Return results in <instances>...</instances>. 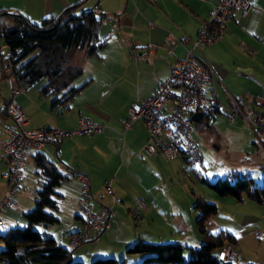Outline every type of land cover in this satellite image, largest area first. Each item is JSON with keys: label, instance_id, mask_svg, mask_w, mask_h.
Here are the masks:
<instances>
[{"label": "crops", "instance_id": "crops-1", "mask_svg": "<svg viewBox=\"0 0 264 264\" xmlns=\"http://www.w3.org/2000/svg\"><path fill=\"white\" fill-rule=\"evenodd\" d=\"M252 2L254 7L247 16L235 14L221 41L195 52L197 57L211 65L215 92L223 104L226 103V95L219 82L223 84L226 92L235 98L249 100L264 94V0ZM212 4L213 0H0V13L7 12L22 17L35 25L46 19L58 20L71 9L75 14H79L83 11L93 12L99 8L107 18V21H102L98 31V38L105 42L99 54L87 57L84 52H74L71 64L82 68V73L77 78L83 77L84 82L78 85L80 91L69 103L67 110H63L57 103L60 95L41 96L39 87H24V92L17 96L15 101L28 117L29 128L50 127L71 131L77 128L79 117L86 115L113 129L108 128L92 137L75 136L64 139L57 145L48 143L42 151L31 152L25 162L21 186L30 173L40 178L38 184L41 186L42 177L36 166L35 156L37 153H43L62 175L70 168L89 178L94 212H100L104 206L112 207L110 228L102 234L112 232L118 224L123 223L125 212L134 207L136 199L139 198L143 199L146 205L145 210L141 212L140 224L143 227L154 225L159 215L166 217V213L160 208V199L162 206L166 202L171 204L173 198L171 195L166 197V194L162 197V192H171L170 180L177 176L178 172L188 177L189 172L194 173L202 168L206 157L200 166L193 168L182 156L166 162L161 157L144 155L142 147L148 140V132L140 119L132 122L131 128L124 135L114 130L123 129L130 106L151 98L168 76L170 66L176 58L184 57L185 51L177 39L182 36L196 39L208 20ZM150 23L152 26H149ZM149 45H155L156 49H150ZM171 50L176 58L169 55ZM79 59L81 66L77 65ZM1 78L4 79L3 74H0ZM11 97V92L2 94L0 90L2 127L12 124L7 112ZM207 121L203 123L207 125L206 131L212 137V144L224 143L226 150L231 141L240 144L238 153L244 169L243 177H238L254 180L250 159L254 156L258 157L254 166L259 170L257 176L259 180H263L264 134L255 136L243 121L229 120L222 107L208 117ZM237 123L245 125L253 135L231 137L229 132L222 130L226 125L235 128ZM201 128L200 125L197 130ZM5 140L6 134L0 129V201L9 189L8 182L4 179L8 165L1 151ZM219 148L212 145L214 153L218 152ZM249 165L246 169L245 166ZM223 175L213 176V181L235 178L228 173L226 177ZM106 182H110L112 192L120 204H113ZM79 188L78 181L71 179L64 180L57 190L58 213L66 208L64 202L71 204V198L75 201V212L71 215L73 220L66 228L68 246L69 236L82 228V219L77 211ZM18 193L15 194L16 202L19 199L20 202H26L24 198H18ZM69 197L70 199L66 200ZM212 203L217 205L218 211L216 216L209 218L205 223L206 233L228 232L235 238L238 253L245 255L241 246V234H254L255 230H262L257 228V224L261 223L264 215H258L257 208L251 204L256 202L247 198L242 201L229 197L220 198L213 193ZM34 206L35 200L29 206L11 200V205L3 215L4 224L0 227L7 226L5 233L18 227L25 222L24 215ZM243 206H248L251 211L237 215L238 209ZM227 208L230 211L226 210ZM220 214L226 217H221ZM194 218L197 220L196 216ZM171 219L175 221L172 231L178 236L180 244H188L187 248H198L202 237L194 234L191 222L180 212L172 215ZM226 219L234 224L229 226L225 222ZM0 233L3 234L4 231ZM42 234L55 240L58 232L53 234L45 229ZM102 234H91L88 242L99 240ZM189 240L193 243H187ZM242 259L243 264H247L246 260L250 261L246 255L245 258L242 256Z\"/></svg>", "mask_w": 264, "mask_h": 264}, {"label": "built area", "instance_id": "built-area-1", "mask_svg": "<svg viewBox=\"0 0 264 264\" xmlns=\"http://www.w3.org/2000/svg\"><path fill=\"white\" fill-rule=\"evenodd\" d=\"M252 0H213L208 20L196 39L182 36L177 39L185 55L177 59L174 52L169 55L176 58L170 66L168 76L161 82L157 91L146 101L134 103L127 112V119L123 122V129L117 131L124 135L131 128L132 122L142 120L148 132V140L142 147L146 156L161 157L170 162L179 158L178 145H186L188 155L200 165L205 155L193 137L194 122L192 117L201 113L206 118L215 114L219 108H224L229 120L243 121L255 134H264V94L246 100L235 98L228 94L221 82L219 86L226 95L223 104L216 92L214 73L211 65L196 56L195 52L203 47L212 46L223 39L228 24L234 19L236 13L242 17L247 16L253 9ZM96 16L107 21L103 12L97 8ZM149 26H152L150 23ZM155 50V45H149ZM11 100L7 106L8 115L12 121L10 126L0 129L6 134V140L1 151L8 165V172L4 179L8 182V192L0 201V226L4 224L3 215L11 205L13 196L20 190L22 173L26 159L31 152H40L45 145H57L64 139L72 137H92L103 133L111 126L98 123L86 115H81L78 126L74 130L66 131L60 128H29V119L15 101V98L24 92V88L14 81H9ZM171 129H178V136H171ZM66 179H75L80 185V194L77 202L78 213L82 219V228L70 235L69 247L74 249L89 241L91 234H102L110 228L112 207L104 206L101 211L94 212L89 178L73 169L67 168L64 174ZM107 191L111 195L113 204H120L114 196L110 182H106ZM146 208L143 199H136L134 207L129 210L132 218L141 220V212ZM221 264H243L235 245L226 244L217 253Z\"/></svg>", "mask_w": 264, "mask_h": 264}, {"label": "trees", "instance_id": "trees-1", "mask_svg": "<svg viewBox=\"0 0 264 264\" xmlns=\"http://www.w3.org/2000/svg\"><path fill=\"white\" fill-rule=\"evenodd\" d=\"M102 20L92 11L75 14L73 9L60 21L46 19L39 25L14 15L1 17L0 37L11 51L7 68L12 70L15 84L32 88L45 82L40 95H60L57 103L67 110L80 91L72 84L82 73V68L70 63L69 52L80 51L87 57L97 56L105 46V42L98 38ZM35 163L42 177L41 188L35 193V206L24 215V228L16 227L0 233V241L4 245V250L0 251V264H83L73 262L70 251L58 246L53 237L44 236L34 229L35 226L47 228L60 223L47 210H58L57 190L64 180H71L66 179L43 153L36 154ZM208 187L220 198L231 197L236 201L247 198L264 204V179L263 185L257 186L251 179L237 176L217 180ZM193 208L199 214L196 223L202 243L198 248H189L188 261L183 257L186 248L179 243L137 242L127 249V253L148 256L143 264H221L217 258L218 251L226 244L235 245V238L225 231L206 233L205 223L217 214L216 204L198 199ZM92 264L117 262L107 259L96 260Z\"/></svg>", "mask_w": 264, "mask_h": 264}, {"label": "rangeland", "instance_id": "rangeland-1", "mask_svg": "<svg viewBox=\"0 0 264 264\" xmlns=\"http://www.w3.org/2000/svg\"><path fill=\"white\" fill-rule=\"evenodd\" d=\"M74 52L75 51L69 52L70 63L71 59L73 58ZM102 52L103 51H101V53ZM10 56L11 51L7 46H5L4 41L0 37V74L4 75V79H0V90L2 94H7L8 92H10L9 81H13L14 79L12 70L7 68V66L10 64L8 61ZM81 64V60L79 59L77 65L81 66ZM83 82L84 78L79 77L74 80L72 85L78 88V85ZM44 83L45 82H41L38 85L32 87V89L38 87L41 88ZM237 124L238 125L235 126V128H231L230 125H226L225 128H222V130L229 132L231 137H246L253 135L252 132L245 125L239 123ZM201 126L202 128L199 131L194 130L193 137L202 148L206 157L204 165L202 168L196 170L194 173L189 172L188 177H186L181 172H178L177 176H174V178L170 180L169 188L171 192L167 193L164 190L166 193L163 194L162 192L161 195L162 197L165 194L166 197H169L171 195L173 198V202H171V204H168L166 202L161 206L160 199V208L164 210V213H166L167 216L165 217V215H159L155 220L154 225L150 226L149 228L148 226L143 227L140 224L141 221H136L132 218L129 209L125 212L123 223L118 224L115 230L106 234H102V237H100V239L97 241L88 242L82 244L77 248L72 249L67 245L68 242L66 240V228L68 227V225H70L71 221L73 220L71 215L75 212V201L73 200V198H71V204H69L68 201L64 202V204H66V210L62 209L59 213L57 211L47 210L50 214L56 216L59 219V224L49 226L47 228H44L43 226H35L34 229H36L40 233H42L45 229L51 231V233L53 234L58 232L57 236L55 237L56 243L59 244L60 247L66 248L70 251L73 262H81L83 264H92L96 260L107 259H113L117 262V264H143L144 259H146L148 256L139 254L131 255L127 253V249L133 246L135 243L144 242L151 244H180V240L177 238L178 236L175 232L173 233L172 231L174 230L175 221L171 219L172 215H176L179 212L184 216L186 220H189L191 222L194 234L196 236H201L196 223V218H194L195 216L198 218L199 214L194 210L193 207L198 199H203L209 203H212L213 192L208 187L207 183L212 184L214 182L213 176L219 175V177H222L221 175L224 174L223 176L226 177L227 173L228 175L230 174L234 177H243L242 171L244 169L240 162V155L238 153V147L240 144L235 141H231L230 143H228L229 146L227 150L225 148L224 143L212 144V142H210L212 137L209 136L210 133L206 131L207 125L202 123ZM212 145L220 147V150L214 153L212 151ZM250 159L252 161L251 170L255 176L253 181L257 186H262L263 180H259L257 176V173L259 172L258 167H254L258 162V157L251 156ZM249 167L250 165L245 166L246 169H248ZM39 180L40 178H37L34 174L30 173L26 180L23 182V186H21L22 189L20 188L21 190L18 191V198L22 197V199L24 198L26 202H20L21 199L17 200L16 202L15 195L13 196L12 201L18 204L21 203L22 205L28 204V206L29 204L31 205V202L34 203L35 193L41 188V186H39L38 184ZM62 187L67 188V186ZM69 199L70 197L66 200ZM251 204H253V206L257 208L256 211L258 215H264V205H258L256 203ZM226 210L230 211V209L228 208ZM250 211L251 209L248 206H243L238 209V212L236 214L240 216L242 212ZM221 215L225 216L224 214H220V216ZM229 221L230 220L228 219L225 220V222L229 226L234 224ZM25 226L26 222H23L18 227L24 228ZM6 227V225L4 227H0V231H4L5 233ZM257 228H261L262 230H255L254 234H251L249 232H243L245 234H241V246L244 249L246 257L250 259V261L246 260L247 264H264V218L261 219L260 224H257ZM161 230H163L162 233ZM192 235L190 237H192ZM187 243L193 242L189 240V242ZM183 246L186 248L183 252V257L185 261H188L190 259L191 251L189 250V248H187L189 247L188 244H184ZM2 250H4V245L0 241V251ZM239 255L245 258L244 254ZM245 263L246 262H244V264Z\"/></svg>", "mask_w": 264, "mask_h": 264}, {"label": "bare ground", "instance_id": "bare-ground-1", "mask_svg": "<svg viewBox=\"0 0 264 264\" xmlns=\"http://www.w3.org/2000/svg\"><path fill=\"white\" fill-rule=\"evenodd\" d=\"M171 136H178V129H171ZM178 156H183L193 168L200 165L197 161L192 160V156L188 155V149L186 145H178Z\"/></svg>", "mask_w": 264, "mask_h": 264}, {"label": "water", "instance_id": "water-1", "mask_svg": "<svg viewBox=\"0 0 264 264\" xmlns=\"http://www.w3.org/2000/svg\"><path fill=\"white\" fill-rule=\"evenodd\" d=\"M11 14L7 12L0 13V18L4 16H9ZM15 16V15H14ZM61 18L58 19L60 21ZM192 120L194 122V130H197V128L204 122V117L201 113H196L193 115Z\"/></svg>", "mask_w": 264, "mask_h": 264}]
</instances>
